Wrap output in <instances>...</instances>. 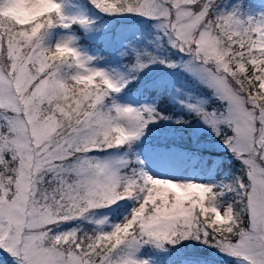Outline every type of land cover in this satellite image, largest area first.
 <instances>
[{"label": "snow or ice", "instance_id": "snow-or-ice-1", "mask_svg": "<svg viewBox=\"0 0 264 264\" xmlns=\"http://www.w3.org/2000/svg\"><path fill=\"white\" fill-rule=\"evenodd\" d=\"M90 2L107 15L155 21L168 45L189 57L190 70L224 108L188 107L241 170L219 185L181 182L138 171L122 158L91 156L138 140L160 113L109 105L127 79L89 67L92 57L71 40L45 43L49 30L86 19L67 17L58 0H6L0 3V250L11 258L5 264H148L135 255L141 246L185 240L238 264H264V13L221 11L220 0ZM17 5L28 23L4 15ZM152 62L138 53L131 69ZM120 201L133 206L111 230H62Z\"/></svg>", "mask_w": 264, "mask_h": 264}, {"label": "rangeland", "instance_id": "rangeland-1", "mask_svg": "<svg viewBox=\"0 0 264 264\" xmlns=\"http://www.w3.org/2000/svg\"><path fill=\"white\" fill-rule=\"evenodd\" d=\"M5 2L6 0H0V3ZM58 2L62 4V10L67 17L75 18L77 21L80 19L88 21L85 25H77L81 28L84 36L93 44L88 47L79 42V37L74 32V23L70 28H62L58 31L56 42L62 41V36L68 37V40L72 42V46L77 48L83 56L92 57L89 67L105 69L117 76L122 75L128 80L122 91L113 95L112 102L134 108L149 106L156 109L162 117L148 124L141 137L129 144L128 148L134 164L132 166L138 171L162 179L217 185L224 182L219 181L216 168L223 157L235 158V156L212 128L188 107L189 104L194 103L207 107L209 110L223 111L224 105L205 87L199 73L190 70L187 63L189 57L168 45L166 39L161 36L155 21L130 14L121 15L124 17L123 19L132 20L133 25L123 32L124 34L112 36L110 22L106 20L102 22V25H97L93 21L96 18L90 19L89 7L86 1L58 0ZM230 2V0H221L220 10H232L233 7L228 6ZM241 12L245 16L259 17L264 13V0H250ZM112 19H118V16L115 15ZM17 23H21V21L17 19ZM25 23H28V21ZM99 46L102 47L99 48ZM171 52L177 54L176 59L167 56ZM138 53L143 54L145 57H153L154 62L149 63L141 71H133L131 65L135 63ZM127 57L132 60L131 64L126 61ZM161 60H164L165 63H161ZM169 64H173L174 67H169ZM180 72L187 75L188 79H193L199 83L204 91L208 93V96L184 90L186 87L182 82L183 80L178 79V73ZM134 82L140 84L132 88L131 83ZM144 86L150 89L159 87L166 90L170 95L169 100L179 109L178 113L184 112L195 116L193 129L190 131L191 138L188 142H182L183 134L181 135V131L178 132L175 129L177 122L181 119L180 115L174 117L172 114H163L158 108V100L149 95L147 96L143 90ZM172 141H178L180 144L175 146ZM203 152L204 154H202ZM206 154L210 155L212 159L209 166H205L204 161L200 158ZM90 155L99 160L119 158L129 160L125 152L118 150L90 153ZM239 163L241 165L240 161ZM132 206L133 202L127 203L120 221L128 214ZM114 208L115 205L111 209L96 210L87 219L81 218L62 226V230L67 228L82 229L84 224H89L94 230L102 228L109 231L112 227L109 217ZM100 220L105 222L97 224L96 222ZM207 248H209L208 251H212L209 254L214 255L213 260L222 258L232 260L234 264H238L236 260L222 255L218 250L209 246ZM151 251H154L155 255L150 254ZM209 254L205 255L197 252L191 254L192 257H178L179 255L168 248V245L157 248L151 244L141 246L135 253L139 260H146L148 264H210ZM5 258L11 259L7 253L0 250V261H5Z\"/></svg>", "mask_w": 264, "mask_h": 264}, {"label": "trees", "instance_id": "trees-1", "mask_svg": "<svg viewBox=\"0 0 264 264\" xmlns=\"http://www.w3.org/2000/svg\"><path fill=\"white\" fill-rule=\"evenodd\" d=\"M85 1L87 2V5L89 7L90 19L96 18V20L93 19V21H95V24L97 25H102V22L106 20L110 22L109 26L111 27L110 33L112 36L122 35L124 34L123 32H125L128 28L130 29V26H132L131 24L127 25L125 23L115 22L114 20L111 19L112 15H107L101 12L99 9H97L94 5L91 4L90 0H85ZM230 1L231 2L228 4L229 7H234L239 5L241 11H243V9L245 8L248 2V0H230ZM78 26L79 25L77 24L73 25L75 32L81 36L83 41L88 42V40L84 37L81 28H79ZM55 41H56V29L53 28L49 30V33L45 38V43L54 45ZM100 47L102 46H99V48ZM176 55L177 54L175 52L174 53L171 52L167 56L170 57L171 59H176L177 58ZM126 61L127 62L129 61L130 64L132 62V60L129 57L126 58ZM178 76H179L178 79L183 80L182 82L185 84L186 88L184 90L190 91L192 93H202V95L208 96V93L204 91V89L201 87L199 83L195 82L193 79H188L187 75H185L182 72L178 73ZM143 90L146 93L150 94V96H153L158 100V108L163 114H172L174 117L180 115L181 119L177 122L175 129L178 130V132L181 131L180 133L181 135L183 134V138H184L182 139L183 142L184 143L188 142L191 138L190 131L193 129L192 125L195 121V116L193 114H188L184 112L178 113L179 109H177V107L174 104H172V101L169 100L170 95L166 90L159 87L150 89L146 86H144ZM207 106L209 107V105ZM172 142L175 143V141ZM202 154H204V152ZM235 158L223 157V159L219 162L216 168V174L219 181L228 182L229 180H231L240 173L241 165L238 159ZM202 160L204 161L205 166H209L212 162L211 156L208 154L202 156ZM127 203H132V201H120L119 202L120 206L118 208L115 206L109 217L112 225L118 223L122 219V213L124 211L125 206H127ZM82 229L85 231L94 230V228H92L89 224H84V227H82ZM176 247L185 250V252L188 253L189 255L197 252L203 253L205 255L212 253V251H208L209 248H207V245L192 240H185L176 245H168V248L172 249L173 252H176L179 255L178 257L180 256L184 257L181 255L182 253L181 254L179 253ZM208 256L213 257L214 255L209 254ZM0 264H5V261H0ZM210 264H234V262L230 260V261H226L225 263L222 261L211 260Z\"/></svg>", "mask_w": 264, "mask_h": 264}, {"label": "clouds", "instance_id": "clouds-1", "mask_svg": "<svg viewBox=\"0 0 264 264\" xmlns=\"http://www.w3.org/2000/svg\"><path fill=\"white\" fill-rule=\"evenodd\" d=\"M20 5H17L16 8H12V9H9L7 10L4 15L6 16H15L18 20L21 21V23H25L27 22V19L25 17H23L22 15H19V9H20ZM58 51H61V50H58ZM63 51H67L66 49L63 50Z\"/></svg>", "mask_w": 264, "mask_h": 264}, {"label": "bare ground", "instance_id": "bare-ground-1", "mask_svg": "<svg viewBox=\"0 0 264 264\" xmlns=\"http://www.w3.org/2000/svg\"><path fill=\"white\" fill-rule=\"evenodd\" d=\"M63 40H68V37H66V36H62V41Z\"/></svg>", "mask_w": 264, "mask_h": 264}]
</instances>
